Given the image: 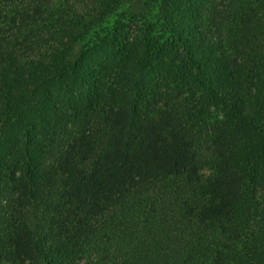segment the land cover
I'll use <instances>...</instances> for the list:
<instances>
[{
  "label": "trees",
  "instance_id": "1",
  "mask_svg": "<svg viewBox=\"0 0 264 264\" xmlns=\"http://www.w3.org/2000/svg\"><path fill=\"white\" fill-rule=\"evenodd\" d=\"M0 264H264V0H0Z\"/></svg>",
  "mask_w": 264,
  "mask_h": 264
}]
</instances>
